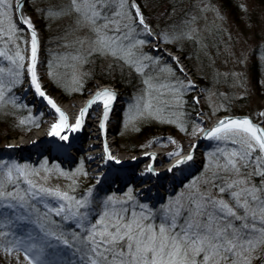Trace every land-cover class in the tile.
Masks as SVG:
<instances>
[{
	"label": "snow or ice",
	"instance_id": "snow-or-ice-1",
	"mask_svg": "<svg viewBox=\"0 0 264 264\" xmlns=\"http://www.w3.org/2000/svg\"><path fill=\"white\" fill-rule=\"evenodd\" d=\"M23 5L24 0H0V61L6 62L0 63V107L16 106L18 98L9 94L27 74L35 94L58 115L49 136L67 142L68 132L80 131L88 110L98 102L102 105L99 128L105 132L115 92L98 90L87 107L79 110L74 123H69L67 114L42 87L40 42ZM45 15L71 16L74 27L68 35L77 29L89 33L63 45L71 51L49 65L50 78L68 77L70 83L79 84V66L87 62L88 55H111L142 78L144 87L129 110L130 124L155 119L187 130L182 119L183 95L195 85L190 80H169L164 74H174L173 68L161 67L159 57L143 53L148 41L138 36L146 33L159 44L181 38L196 42V17L185 21V29L179 33H154L135 0H68L64 6L46 9ZM173 59L179 71L185 72L179 59ZM56 67L71 72L61 76ZM260 116L264 117V112ZM200 133L217 142V147L208 153L204 170L159 206L140 202L132 187L122 195L113 193L99 200L92 188L75 195L76 175H87L82 165L74 173L53 166L70 181L67 188H61L49 185L53 168L47 161L37 168L0 160V254L13 257L18 264H23L21 255L27 264H264V126L250 118H227L210 129L196 124L191 134ZM195 147L192 145L168 171L192 161ZM182 151L170 155L179 156ZM104 153L107 160L121 163L106 141ZM154 161L152 156L142 175H158ZM65 223L73 225V230L66 231ZM24 225L33 226V230Z\"/></svg>",
	"mask_w": 264,
	"mask_h": 264
},
{
	"label": "rangeland",
	"instance_id": "rangeland-1",
	"mask_svg": "<svg viewBox=\"0 0 264 264\" xmlns=\"http://www.w3.org/2000/svg\"><path fill=\"white\" fill-rule=\"evenodd\" d=\"M135 2L137 3L136 0ZM67 3L68 0H33L30 6L31 13L28 16L25 15L31 19V22L42 34V62L38 69L42 87L46 94L59 104L84 100L98 85H110L120 89L116 86L114 74L129 76V73L133 72L138 75L133 68L111 55L93 53L87 56L86 63L79 66V72L82 74L79 84L70 83L68 77L64 79L49 77V65L58 63L57 57L67 55L71 51L63 45L66 42L73 41L75 37L89 35L87 29H77L73 35H68L74 27L71 16L48 18L45 15L46 9L64 6ZM137 4L141 7L146 21L154 33L162 31L171 33L174 30L179 33L182 29H185V21L191 17H196L193 26L199 29L197 45L194 41L183 38L167 44H159L158 40L146 33L141 32L138 36V38L148 41L141 49L143 53L152 57H159L161 67L169 65L173 68L174 74H164L169 80L179 79L185 82L190 80L195 87L187 89L183 95L181 110L184 113L182 119L186 131H181L175 124L161 123L155 119H138L133 126L129 123V110L136 104L140 91L144 87L143 83L141 81L129 97L126 93L121 92V102H119L121 105L109 122L110 129L108 132L114 147L120 155L131 157L154 147L164 154L162 158V155L159 157L161 164H165L174 157L170 154L177 152L179 149L183 150L182 154L185 150L184 145L194 141L200 135L193 136L191 134L192 128L196 124H200L205 128L222 114H249L256 120H263L264 124V117L260 116V113L264 112V0H236L235 3L232 2L231 4H225L223 0H182L181 6L178 7L168 6L169 4L166 3L157 4L154 1L147 0ZM43 28H46L47 36L43 32ZM137 31L140 32V29L138 28ZM184 43L194 44L193 54L196 51L203 58V61L200 62H203L201 64L202 70H198L185 62V54L181 49ZM157 46L159 50H157ZM171 47H175L178 51ZM85 48H87V45H85ZM162 53H166L167 56L162 55ZM172 53L177 54L181 59L179 63H184L185 72L179 71L176 61L169 56ZM163 60L166 63H162ZM0 63L6 62L0 61ZM55 71L63 76L65 72L70 73L71 69L56 67ZM254 72H256V75ZM104 74L112 78H110V83H104L98 78ZM253 78L258 83L260 90H257ZM136 79L138 80V78ZM22 86L23 83L17 85L9 94L18 98L16 106L8 104L0 107V138L2 139L17 133L14 126L21 125L19 123L21 119L31 117L32 119L27 122L31 123L33 119L39 118L41 126H44L48 119L54 122L58 120L57 115L48 117L42 111L36 112L35 107L29 104L25 96L22 99ZM84 92L86 95H81ZM126 98H129V103H127ZM194 98H198L199 103H195ZM2 110L6 114L1 113ZM121 111L123 115L120 119L119 113ZM239 111L245 113H238ZM33 132L34 130L27 134H17L15 139H9L5 142L16 144L20 139H29ZM68 135L70 138L73 132H68ZM171 140H175L176 143H171ZM206 140L200 145L201 153L196 165L185 172L179 180L177 179L168 186L165 185V189H163L159 198L154 200H148L141 196L138 185L133 181L124 183L121 186L117 185V187L114 185V181H110L103 189L96 186V180L92 178L89 155L85 150L87 143L90 142L89 139L85 142H79L80 147L83 149L78 158L63 165L56 161L57 158L54 155H50L45 151L36 153L39 156L30 159V157H33L34 152L26 150L23 142L19 143L24 147L17 148L15 151L0 150V160L16 161L21 164L27 163L37 168L44 161H47L49 168L58 166L59 169L68 173L76 172L82 165L83 171L87 175L79 173L76 175L75 195H83L87 189L92 188L94 198L99 200L113 193L122 195L129 187H132L134 195L137 196L140 202L159 206L204 170L208 153L214 151L217 147V142ZM112 176L114 178V175ZM258 180L259 178H257V182ZM69 184L70 181L60 176L53 168L49 185H59L61 188H67ZM54 219L60 220L59 217H54ZM62 226L66 231L73 230V225L70 223H65ZM24 227L29 231L33 230V226L24 225ZM49 251L51 252V250ZM51 258L53 260L57 259L55 255ZM23 264L27 263L23 262Z\"/></svg>",
	"mask_w": 264,
	"mask_h": 264
},
{
	"label": "bare ground",
	"instance_id": "bare-ground-1",
	"mask_svg": "<svg viewBox=\"0 0 264 264\" xmlns=\"http://www.w3.org/2000/svg\"><path fill=\"white\" fill-rule=\"evenodd\" d=\"M26 38L30 39V36L28 34H25ZM41 56V55H40ZM42 60L39 57V65H38V69L41 65ZM23 86H22V92L26 91L29 89V85H28V76L27 74H25L23 76ZM104 86L102 85H98L95 89H93L92 92H90L89 97H91V95L93 93L96 92L97 89L103 88ZM24 96V94H22V97ZM84 100H77V101H73V102H69L66 104H59L57 103V105H59V107L67 114L68 118H69V123H74L76 116L78 115V112L80 109H82L83 105H84ZM116 101V100H115ZM117 102V101H116ZM115 105V103H114ZM117 105V103H116ZM101 107L102 105H99V102L95 105L92 106V108H90L88 110V115L86 117V123H85V129H84V133H88V137L87 139L90 140L89 143H87L85 150L87 151V154L89 155V162L91 164V170L95 175V178H97V175L99 173V171H101V169H103L104 167L108 166L105 165L106 164V160H105V154L103 152L102 149V141L104 140V142L106 141L108 146H109V150L111 153H113L121 162H132L133 159H137V158H142L145 154H150V153H154L156 158V164L154 163V168L156 172H166L167 176H171L173 179L177 177V179L179 180V171H188L191 170L193 168L194 165H196V163L198 162V157H199V151L201 148H198L197 150H195L193 152V160L189 161L187 164L181 165L178 168H174L171 172L168 171L169 167L171 166V163L175 160H178L179 158H181L182 156L186 155L188 153V151L191 149L193 142L194 141H190L189 143L184 145V152L182 154H180L179 156H174L172 159H170L169 161L165 162V164H161L162 162L160 161V155L161 158L163 157V153L159 152L160 150L153 148L148 149L146 152L138 154V155H134V156H122L120 155L119 151L114 147L113 145V141L111 140V136H109V134L107 132H109V127H110V120H111V115H112V111L109 114V119L106 123V131L103 132L105 133L104 135H100V128H99V123L101 121L102 118V114H101ZM43 111L46 112V115L49 116H53V115H57L55 113H53V111L51 109H49V107H44ZM92 114V117H91ZM58 116V115H57ZM90 118V119H89ZM48 122H46L44 124V126H42V128L40 130H38L37 132H35L33 135H31L29 137V139H20L18 140V142L16 144H18L19 142H23L25 143L24 146H35L37 145L38 147L41 146V148H44L43 150L50 152V154H53L54 156H56L59 153V150H57L55 152V149L53 152L49 151L48 145L46 144L45 141V137L48 138L47 142L49 141L51 144L52 140H53V136H49L48 132L51 128V125L54 123V121L51 120H47ZM44 138L43 144H41L42 140ZM82 139V137H80V140ZM86 139V138H85ZM86 139V140H87ZM84 140V141H86ZM207 141V140H206ZM14 142H10V143H4L6 145L8 144H13ZM31 143V144H30ZM204 142L202 141V143L200 145H202ZM4 144H2L4 146ZM21 144V143H19ZM46 144V145H45ZM0 145V148H2L3 146ZM32 145V146H31ZM17 147H19L18 145H16ZM22 145V147H24ZM60 147V146H59ZM201 147V146H199ZM61 148V147H60ZM59 148V149H60ZM27 149V148H25ZM69 155H72L73 152L70 151L68 153ZM163 160V159H162ZM148 159H145L144 161H142L140 163V165H138L139 168H137L139 170L138 174H136V178L137 180H140L141 183L138 185V191L141 194V196H145L146 199L148 200H154V199H158L159 196L161 195V193L163 192L164 186L166 184L165 181H163V179H156L155 177H151L150 173L144 174L142 175L141 173L145 172L148 164H149ZM115 162V161H114ZM161 164V165H160ZM160 165V166H159ZM110 167V165H109ZM165 167H168L167 169H165ZM150 174V175H148ZM127 175V174H126ZM125 174H123L122 176L120 175L116 181L121 182L122 179H124L126 177ZM122 183V182H121ZM121 183L119 185H121Z\"/></svg>",
	"mask_w": 264,
	"mask_h": 264
},
{
	"label": "trees",
	"instance_id": "trees-1",
	"mask_svg": "<svg viewBox=\"0 0 264 264\" xmlns=\"http://www.w3.org/2000/svg\"><path fill=\"white\" fill-rule=\"evenodd\" d=\"M32 1L33 0H27V2L24 5V12H25V15H27V16L31 13L30 12V6L32 5L31 4ZM136 1H137V3H142L145 0H136ZM147 1H151V2L154 1L157 4L166 3V4H169L168 6H171V7L172 6L173 7L174 6H176V7L181 6L180 4L182 3V0H147ZM220 1H222V0H220ZM223 1L225 2V4H229V3L231 4L232 2L233 3L236 2V0H223ZM43 32H44L45 36H47L46 28H43ZM195 45H197V42H195ZM171 48L174 49V50L176 49L175 47H171ZM181 49L183 50L182 52L185 54L184 55L185 56V62L187 64H189V65L191 64V66H193V67H196L198 70H202L201 64L203 62L202 63H200V62L203 61V58L201 57L200 53H198L196 51H195V54H193L192 51H193V49H195L194 44L193 43L192 44H189V43L185 44L184 43L182 45ZM43 50H45V49H43ZM175 51H178V49H176ZM162 63H166L165 60H163ZM254 74L256 75V72H254ZM114 76H115L114 77L115 78L114 81L116 83V86L118 88L122 89L123 92L128 95V97H129V95L131 93L134 92V89L142 81V78L140 76L136 75L133 72L129 73V76H126V75H123V74H114ZM98 78H100L102 80V82H104V83H110L111 79H112L107 74H104V75H102V77L100 76ZM136 78H138V80ZM253 80L255 82L257 90H260V87H259L258 83L256 82V80L254 78H253ZM89 82H90V80L88 81V83ZM261 89H262V87H261ZM81 95H86V94L84 92ZM263 98H264V95H263ZM126 100L128 101L127 103H129V98L128 99L126 98ZM123 112H124V110H123ZM123 112L121 111L119 113L120 119L122 118ZM241 112L245 113L243 111H239L238 113H241ZM1 113L6 114V112L3 111V110L1 111ZM232 113H234V112H232ZM10 117H11V115H10ZM8 120L10 121V119H8ZM40 126H41V123H40L39 118L33 119V121L31 123H26L24 125L14 126V128L17 130V133L15 135L7 136L6 139L0 138V144H3L6 140L15 139L17 134H21V133L27 134V133L31 132L32 130H34V129L40 128ZM20 261L26 262V261H23V256L22 255L20 256ZM17 263H18L17 260L13 259V257H8V256H5L3 254H0V264H17Z\"/></svg>",
	"mask_w": 264,
	"mask_h": 264
},
{
	"label": "water",
	"instance_id": "water-1",
	"mask_svg": "<svg viewBox=\"0 0 264 264\" xmlns=\"http://www.w3.org/2000/svg\"><path fill=\"white\" fill-rule=\"evenodd\" d=\"M27 2V0H24V5H25V3ZM24 5H23V11H24ZM24 14H25V12H24ZM35 29H36V31H37V34H38V38H39V42H40V51H39V57H40V59L42 60V57L40 56L41 55V53H42V37H41V32L35 27ZM28 80H29V78H28ZM28 85H29V83H28ZM115 87V86H114ZM113 86H110V85H107V86H104L103 88H100V89H97L96 90V92L99 90V91H102V90H104V89H108V90H111V91H114L115 92V94H116V90H115V88H114ZM95 92V93H96ZM95 93H93L92 95H91V97H87V98H85L86 100L84 101V105H83V107L82 108H85V107H87V105H88V103H89V101L93 98V96H94V94ZM23 94L26 96V100L29 102V104H32V103H34V101L35 100H37V103H38V107L36 108V111H38L40 108H44V107H49V109H51V107L47 104V102L43 99V98H41V97H39L38 95H36L35 94V91H34V89H32L31 87H30V85H29V89L28 90H26V91H23ZM115 102V101H114ZM114 102H113V104H112V107H113V105H114ZM58 107H59V105H58ZM52 111H53V113H55V110L54 109H51ZM62 110V109H61ZM63 111V110H62ZM101 114H102V109H101ZM102 116V115H101ZM227 118H235V119H243V118H250L252 121H253V123H255V124H258V125H264L263 124V120H260V119H258V120H256V119H254L251 115H249V114H222V115H219L218 117H216L209 125H207L205 128L206 129H210V128H212L213 126H215L217 123H218V121L220 120V119H227ZM85 121H86V118H85V120H84V123H83V126H84V124H85ZM100 131V135H101V137H102V135H104L105 133H103L102 131H101V129L99 130ZM82 134H83V127H82V129L80 130V131H77V132H74V134L69 138V140L67 141V142H65V141H61V140H59L58 139V137H55V140L58 142V143H61V144H66V143H70V142H73V140H78L81 136H82ZM202 141H205V139L203 138V134L202 133H200V135L194 140V142H193V145H196V147H195V149H194V151L195 150H197L198 148H200L199 146H200V144L202 143ZM104 140L102 141V149H103V152H104ZM192 148V147H191ZM189 152V151H188ZM105 154V153H104ZM187 155V154H186ZM152 156H155V154L154 153H148V154H145L142 158H137L136 160H134V161H132L128 166H126L127 168H129V167H133V166H136V164H138V163H140L142 160H145V159H150L151 160V157ZM105 159H106V156H105ZM180 159V158H179ZM178 159V160H179ZM155 160H156V156H155ZM106 161L109 163V165H111L112 167H113V169L114 170H121V169H125L126 167H116V166H114V161H111V160H107L106 159ZM177 162V160L176 161H174L173 163H172V165L173 164H175ZM154 163H155V161L153 162V165H154ZM171 165V166H172ZM170 166V167H171ZM169 167V168H170ZM166 172L165 171H163L161 174H158V175H153V174H151V176H153V177H155V178H161L164 174H165Z\"/></svg>",
	"mask_w": 264,
	"mask_h": 264
},
{
	"label": "built area",
	"instance_id": "built-area-1",
	"mask_svg": "<svg viewBox=\"0 0 264 264\" xmlns=\"http://www.w3.org/2000/svg\"><path fill=\"white\" fill-rule=\"evenodd\" d=\"M163 55H166V53H164ZM166 56H167V55H166ZM169 56H171V57H172V59H173V57H176V58H178V59H179V62H180V60H181V59L178 57V55H177V54H173V53H172V54H171V55H169ZM180 66H182L183 68H185V67H184L185 65H184V63H183V62H181V63H180Z\"/></svg>",
	"mask_w": 264,
	"mask_h": 264
}]
</instances>
